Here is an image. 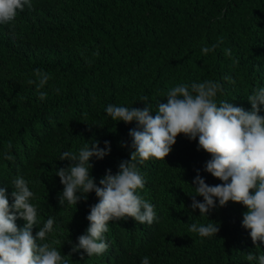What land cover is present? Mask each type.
I'll return each instance as SVG.
<instances>
[{
  "label": "trees",
  "instance_id": "obj_1",
  "mask_svg": "<svg viewBox=\"0 0 264 264\" xmlns=\"http://www.w3.org/2000/svg\"><path fill=\"white\" fill-rule=\"evenodd\" d=\"M32 2L34 10L18 13L14 25H0V187L7 189L11 203V181L17 175L28 180L41 225L54 218L49 238L59 239L61 254L68 255L85 233L90 205L98 198L92 192L76 206L61 208L58 196L64 186L56 172L70 161L60 160V154L78 152L93 140L102 148L110 141V153L93 158L90 172L97 184L107 169L115 174L120 161L130 158L122 144H130L128 133L136 122L112 121L106 106L143 108L139 98L147 96L155 110L180 83L219 81L224 91L218 100L250 110L247 95L264 87V0ZM217 43L214 52L201 53V47ZM36 68L51 76L41 89L47 93L43 100L26 83L35 78ZM197 144L198 139L180 134L165 160L139 165L146 181L139 194L155 205L158 222H109L107 252L83 259L73 253L70 264H141L144 256L150 264H258L246 260L248 252L264 254V242L257 248L242 226L246 207L229 201L208 217L191 209L197 169L207 184L221 183L204 171L210 154L198 151ZM6 153L14 158L5 159ZM210 222L220 229L216 236L201 238L188 231L193 223ZM16 223L22 227L24 221Z\"/></svg>",
  "mask_w": 264,
  "mask_h": 264
},
{
  "label": "clouds",
  "instance_id": "obj_2",
  "mask_svg": "<svg viewBox=\"0 0 264 264\" xmlns=\"http://www.w3.org/2000/svg\"><path fill=\"white\" fill-rule=\"evenodd\" d=\"M26 9L34 10L32 0H0V25H14L18 13ZM222 42L221 37L219 43ZM219 43L201 47V53L214 52ZM224 54L230 57L231 49H224ZM93 55L99 56V52ZM33 75L35 78L27 79L26 83L35 86L39 99L43 100L47 93L41 89L51 76L39 68L33 70ZM224 79L235 83L229 76ZM55 91L59 93L60 90ZM223 91L219 81L208 79L171 87L166 93L167 102H159L155 110L147 96L139 98L146 105L143 108L108 104L105 112L112 121L125 124L135 121L136 127L129 130L130 144H122L130 149V158L120 161L115 174L107 169L98 184L90 172L94 167L92 160H101L110 153V141L105 140L102 148L100 141L93 140L78 152L60 154V160L70 161L67 167L56 172L64 186L58 196L61 208L76 206L81 199L87 200V194L92 192L98 198V202L90 205L85 233L77 237L78 242L72 245L68 255L61 254L63 243L59 239L49 238L55 231L54 218L49 217L41 225L37 205L31 202L36 196L29 188V181L22 175L11 181V203L7 189L0 187V264H70L73 253H79L81 259L85 254L100 257L110 246L105 239L109 222L128 218L139 224L158 222L155 205L139 194L146 184L139 165L149 160H165L180 134L189 140L198 139L197 150L210 154L204 171L221 181L209 185L197 169L192 181L195 192L189 194L191 209H199L200 216L208 217L213 209L226 206L229 201L242 204L247 209L243 213L242 226L250 230L252 243L260 247L258 242H264V115H260L264 87L247 95L250 110L218 100V94ZM11 146L9 142L7 147ZM13 158L5 154V159ZM197 196H202L203 201L197 200ZM17 219L24 221L22 227L17 225ZM34 227L38 228L35 234ZM219 230L215 222L193 223L188 228L201 238L216 236ZM246 260L264 264V254L257 256L248 252ZM141 264H150L149 258L144 256Z\"/></svg>",
  "mask_w": 264,
  "mask_h": 264
}]
</instances>
